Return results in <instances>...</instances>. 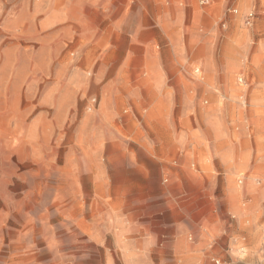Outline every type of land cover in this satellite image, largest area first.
Here are the masks:
<instances>
[{"label":"rangeland","instance_id":"374dc122","mask_svg":"<svg viewBox=\"0 0 264 264\" xmlns=\"http://www.w3.org/2000/svg\"><path fill=\"white\" fill-rule=\"evenodd\" d=\"M0 264H264V0H0Z\"/></svg>","mask_w":264,"mask_h":264},{"label":"built area","instance_id":"2783aa9c","mask_svg":"<svg viewBox=\"0 0 264 264\" xmlns=\"http://www.w3.org/2000/svg\"><path fill=\"white\" fill-rule=\"evenodd\" d=\"M206 2H207V1H206ZM235 12H236V11H235ZM253 17H254L253 13H250V14L247 16V20H248L249 24H250V22L252 21ZM240 81H243V78H241Z\"/></svg>","mask_w":264,"mask_h":264},{"label":"crops","instance_id":"0c3cea01","mask_svg":"<svg viewBox=\"0 0 264 264\" xmlns=\"http://www.w3.org/2000/svg\"><path fill=\"white\" fill-rule=\"evenodd\" d=\"M154 242V241H153Z\"/></svg>","mask_w":264,"mask_h":264}]
</instances>
